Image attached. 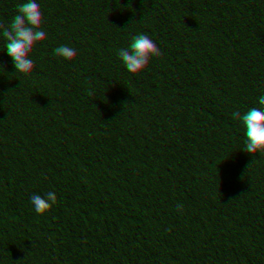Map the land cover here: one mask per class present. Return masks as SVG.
Returning a JSON list of instances; mask_svg holds the SVG:
<instances>
[{
	"label": "trees",
	"instance_id": "16d2710c",
	"mask_svg": "<svg viewBox=\"0 0 264 264\" xmlns=\"http://www.w3.org/2000/svg\"><path fill=\"white\" fill-rule=\"evenodd\" d=\"M256 8L0 0V174L23 152L34 188L0 194V264H264Z\"/></svg>",
	"mask_w": 264,
	"mask_h": 264
},
{
	"label": "clouds",
	"instance_id": "9594fccd",
	"mask_svg": "<svg viewBox=\"0 0 264 264\" xmlns=\"http://www.w3.org/2000/svg\"><path fill=\"white\" fill-rule=\"evenodd\" d=\"M249 18L255 22L254 25H259L260 29H264V9L256 8L249 12ZM256 34L249 33L248 38H254ZM8 59L15 66L18 72L24 73L26 66L31 62V53L21 49L16 45H12L7 52ZM236 56L239 54L236 53ZM235 56L230 51H225L223 48L218 51L216 62L220 66L233 62ZM23 152H18L6 172L0 174V194L6 201L12 205L19 206L24 199H31L34 194L33 186L28 183L24 177L25 169L18 167V164L23 158Z\"/></svg>",
	"mask_w": 264,
	"mask_h": 264
}]
</instances>
